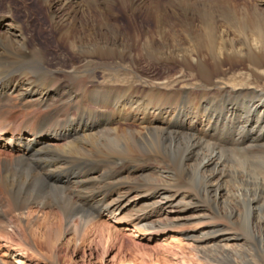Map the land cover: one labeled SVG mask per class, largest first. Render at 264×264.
I'll return each instance as SVG.
<instances>
[{
	"label": "bare ground",
	"instance_id": "1",
	"mask_svg": "<svg viewBox=\"0 0 264 264\" xmlns=\"http://www.w3.org/2000/svg\"><path fill=\"white\" fill-rule=\"evenodd\" d=\"M35 1L44 3L47 7L49 6L48 12L50 13L51 24L64 36L66 43L74 54L81 57L92 55L116 57L119 55L123 60L129 55L134 65H138V58L132 50L134 49L133 45L116 41L118 37L116 28L119 29V27L115 22L111 23L107 17H104L99 26L96 25L100 34L103 32L102 34L106 36L107 41L101 42V39L97 38L100 34L95 33L92 36L87 32L84 28L86 24H82L81 30L75 29L76 31L73 32L75 25L71 24L70 21L75 22L76 15L67 14L60 18L58 14L60 9L66 8L69 3L77 4L80 1ZM123 1L124 5L127 4L130 7L133 5L136 7L138 1L140 7L142 3L144 5L147 2L144 0ZM189 1L184 0L185 3H189ZM91 2L94 4L89 3V0H84V5H93L97 12L100 11V17L106 14V7L104 9L100 4L104 2L105 5H109V0H93ZM149 2L150 4H147L148 6L146 5L147 7L144 8L148 12L156 10L161 14L156 23V28L161 36V43L156 45L150 36L146 37L141 49L142 57L150 65H153L156 61L166 63L176 59L180 67V72H178L180 74L177 76L167 75L161 79L147 81L150 88L144 96L143 94L132 95L131 92L139 89L131 87L128 88L130 90L125 91L123 100L119 98L114 102L115 99L112 96L113 104L110 102L109 104H111L117 116L112 119L110 114V119L107 118L109 121L106 119L108 121L106 129L103 130L101 129L103 128L101 122L99 123L97 119H95L96 121L86 120L84 116L89 110H86L84 102H90L92 106H95L94 108L101 109L106 107L105 102L110 100L107 94L111 92L115 94L118 91L104 85H94L92 88H88L85 81L80 79L78 82L73 83L76 90L74 87H70L64 81L65 78H61L59 75L64 72L66 79H71V73H68L70 71L61 68L53 69L46 65V54L39 42L31 40L25 35L22 29L23 26L15 21L10 10L0 12V25L5 28L4 31H0V194H3L2 197L0 196V231L3 232L1 235L7 244L4 246L7 252L6 255H14V258L20 260L19 262L17 260L5 261L2 258L4 256H2L0 257V264H37V261L41 262L42 260L56 263L59 248L54 247L49 255H44L39 248L40 244L37 245V243L29 241L27 236V229L29 228L37 227L43 232L83 234L91 229L92 225L99 222V220L95 221L90 216L91 214L84 212L82 207L80 208L81 204L79 206L78 203L72 201L68 196L70 194L67 195L68 191L65 193L61 189V185L57 186L59 184L53 178L56 177V172L62 162L66 164L69 163V159L75 158L72 157L73 154L83 156L102 154L105 157L104 160L108 165L103 164L100 166V163H97L99 167L93 168L91 166L94 170H86L88 173L86 171L82 173L85 176L81 179L69 178L67 175L66 179H64L65 177L56 178L57 181H62L63 184L68 185L72 180L73 183L78 180L77 183L83 185L88 181L97 180L98 177L93 174L100 172L101 177L98 175L100 178H103V174H105L106 177L104 178L108 181L103 179L97 184L93 198L98 196L99 199L96 201L94 199L92 202L99 205L97 208L101 206V213L110 218H116L124 208L133 207L130 198L135 192L137 197L151 199L150 207L154 206L150 211L144 213V216L137 218L139 223L152 233L162 228H172L182 222L191 225L192 228L196 227L192 232H187L185 236L187 239L196 240L198 251L203 254L206 264H264V225H262L264 215L261 216L257 213V205H255L261 200L264 201V167L249 171L245 170L240 174L237 173L238 176L233 181V171L229 170L223 158V153H227L226 160L228 161L229 153L240 154L239 152L254 149L260 145L264 147V142H261L260 145L237 147L238 149L218 150L214 145L201 140L200 137L197 138L192 134L182 132L184 128L201 134L211 132L210 124L214 125L213 123L219 119H209V116L212 118L213 113L211 112L209 115L210 109L208 111L205 104L199 102L196 107L190 105L189 110L184 111V114L190 116V119H183L182 116L176 115V112L171 113L172 106L170 110L167 101L164 100L165 96L170 93L173 94L176 83L183 81L181 79L183 78L184 67L195 69L202 82L211 83L214 77L221 76L226 65L231 67L241 65L240 71L229 77L222 88L226 93L236 95L248 96L253 94V101L241 99L238 106H244L250 112L254 111L259 117H263L264 9L258 5L246 6L243 7L244 10L237 13L230 11L234 9V4H231L229 0H216L217 3H222L217 10L210 12L185 11L187 21L183 24L184 28H182L188 38V46L183 49V46L171 47L172 45L170 46L165 41L164 34L172 30V28H169L171 25L168 27L167 21L164 19L166 17L168 20V17L162 14L157 0H149ZM82 14H85L84 11ZM196 17L199 18L198 24L194 23ZM218 18L232 24L230 26L232 34L230 30L221 33L218 31ZM65 20L68 27L64 30ZM101 26L111 28V37L108 38L109 34L103 31ZM108 31L110 30L108 29ZM20 61L28 62V68L31 70L23 71L26 77L25 79L22 77L23 80L15 77L16 74L22 72H18L15 67ZM75 68V66H72L71 71ZM191 86L188 82L183 85L184 88ZM18 92L17 103L29 106L24 114L26 116L30 115V118L22 121L17 120V122L10 121L11 123L2 122L5 120L2 119L5 111H3L2 106L6 105L8 97L14 96ZM51 98H54L55 102H50ZM13 103L14 101L12 105ZM69 109H76L78 118H72L70 113L67 112ZM126 109H128L127 112H125ZM229 110L233 111V108ZM96 113L101 114L103 112L96 111ZM10 114H13L12 110ZM89 114L91 116V113ZM187 115L184 117L186 118ZM55 116L58 119H52L53 117L56 118ZM60 116H62V119H60ZM127 117H130V119H127ZM118 122L120 123L118 124ZM239 123H241L240 127L238 126L239 131L234 135L238 137L237 140H234L238 144L244 145L246 136H249L245 135L248 130L247 121L244 120V123L242 121ZM118 125H122L124 128L116 127ZM10 126L12 128H9ZM110 135L114 137L110 138ZM49 139H54V141L50 142ZM97 140H103L100 147L95 146L98 143ZM119 141H122V143H119ZM110 144L112 147L117 146L126 149L128 152L125 154L103 152L101 146H110ZM79 157L82 159L81 156ZM261 160L264 162V159ZM83 161L85 160L83 159ZM151 162L157 165L152 167L151 171L161 177L162 184L154 183L158 177H154L153 174L148 175L150 171L147 165ZM87 164H90V162ZM61 165L63 166V164ZM104 165L107 166L108 171L105 170L106 172L102 174L99 168ZM171 168L175 169L176 172L171 173ZM16 169L27 173L25 174L28 179L24 177L22 185L20 182L19 184L16 182L17 185L9 183L8 177ZM76 173L75 171L73 175ZM192 176L203 179L201 190H203L204 197L214 205L216 216L229 217L231 226L229 223L226 225L213 223L206 224L199 229L200 224L210 217L209 213L202 207H200L201 209L197 208L199 210H193V212H189L185 207L183 216H173L175 218L170 219L167 223L150 220L152 216H156L154 210L157 212L163 206L174 205L173 202L177 199V195L179 196L177 192L180 189V181H183V179L191 180ZM228 178L233 181L236 189L233 193L236 200L243 202V206L240 208L231 206V202L226 200L231 195L224 186ZM230 180L228 181L230 182ZM50 181L51 184H49ZM148 181H152V184H148ZM53 182H56L57 185L55 183L52 185ZM175 182H180V184L175 185ZM39 185L61 190L65 196L64 200H54L50 195L43 194L41 190H36ZM85 187L86 185L83 188ZM91 193L93 194V192ZM80 197V202H78H86V204L91 198L87 195ZM239 220L245 232L243 236L237 231L235 232ZM40 223H44V226L46 223H49V225L40 228ZM95 226L97 227V224ZM29 250L34 255H32V258L28 256L30 254ZM116 257L114 256V258ZM26 261L30 262L27 263Z\"/></svg>",
	"mask_w": 264,
	"mask_h": 264
},
{
	"label": "rangeland",
	"instance_id": "2",
	"mask_svg": "<svg viewBox=\"0 0 264 264\" xmlns=\"http://www.w3.org/2000/svg\"><path fill=\"white\" fill-rule=\"evenodd\" d=\"M78 1L80 2L77 4L69 3V5L66 6V8L60 9L58 13L60 18L66 16L67 14L76 15L77 16L76 21L75 22H73V20L70 21L71 24L73 23L75 25V27L72 25L74 27L73 32H75L76 30H81L82 24L83 25L86 24L84 28L92 36H94L95 33L100 34V31L97 29L96 25L99 26L101 21H103L104 17H107L109 21H111V23L115 22L116 25L119 27V29L116 28V30L118 31L117 32L118 37L116 41H122L126 44L133 45L134 49L132 50L136 53V58H138L137 59L138 65H136L138 68L134 65L129 55H127L126 58L123 60L119 57V55H117L116 57L102 56V55L81 57L77 54H74L72 50L69 48L68 44L66 43V39L64 38V36H62V34L59 31H57L55 27L51 24L50 13L48 12L49 6L47 7L44 3L35 0H0V12L10 10L15 18V21L23 26L22 29L24 30L25 35L31 40H37V42H39V45L43 48L46 54V63H47L46 65H48L53 69L61 68L66 71H70L68 73H71V79L70 78L66 79V74L64 72L59 74L61 78L62 77L65 78L64 81H66V83L70 87L73 88L74 87L73 83L78 82V80L80 79L85 81V84L88 88H92L94 85H104L110 89H114L118 91L117 93L115 92V94L114 93L112 94V92L110 94H107V97L108 99L110 98V100L106 99L107 100V101L105 100L106 107H103L101 109L94 108L95 106H92V103L90 102H84L86 110H89L86 113L87 117L84 116L86 120L94 121L95 119H97L99 123L101 122L103 127L101 129L103 130L106 129V125L109 121L107 118L111 116L110 118L115 119V117L117 116V114L114 113L111 106V104H113L112 96L115 99L114 102L119 98L121 100L124 97L125 91L130 90L128 89L129 87L133 89L135 88L139 89L138 91L131 92L132 95L138 96L143 94L144 96V94H146V92H148L150 88V86H148L147 81L153 79H161L167 75L177 76L180 74L178 73L180 72L179 71L180 67L178 66V62L176 61V59H173L172 61L170 60L169 62L166 63L156 61L155 63H153V65H150L149 62L142 57L143 54H141L142 53L141 49L146 37L150 36L151 39L154 40L156 45H159L161 43V36L160 33L158 32V29L156 28V23L158 22L161 14L156 10L148 12L145 9L150 4L149 0H144L147 2L144 5L142 3L143 6L141 5V7L140 5H138L139 1L137 2L136 7H134V5L131 7L127 4L124 5L123 0L121 1L109 0L110 2L109 5H105L104 2H102L100 6L103 7L104 9L106 7L105 9L106 14L102 17L99 16L100 11L97 12L96 9L93 7V5L86 6L84 5V0L83 1L78 0ZM91 1L93 0H89V3L94 4ZM229 2H231V4H234V9L230 10L232 12L239 13L245 9L243 7L246 6L253 7L256 5L264 9V0H229ZM157 4H159L162 14L168 17V20L166 17L164 18L167 21L166 24L168 25V27L169 25H171L169 28H172L171 31L169 30L168 33L164 34L165 41H167L170 46L172 45L171 47L183 46V49L184 47L188 46L187 43L188 38L186 37V34L183 32V28H184L183 24L187 21L185 17V13H186L185 11L199 10L201 12L203 11L210 12L217 10V8H220L221 7L220 5H222V3H217L216 0H190L189 3H185L184 0L183 1L157 0ZM82 9L85 14H82L83 13ZM217 20H218L217 27L220 33L232 29L230 27L232 25L231 23L229 24V22H227L222 18H218ZM194 23L197 24L199 23L198 17H196ZM64 24H66V26L64 27L65 30L68 27L67 25L68 23L66 22V20L64 21ZM101 27L103 31L109 34L108 38L111 37L112 34L111 28L109 27L106 28L103 26ZM108 29L110 31H108ZM4 30L5 28L3 27V25H0V31H4ZM102 33L98 35L97 38L98 39L100 38L101 42L107 41L105 39L106 36H104ZM72 66L76 67L75 70L73 71H71ZM15 67L18 70V72L22 71L19 74L15 75V77H18L20 80L26 78L23 71H31L28 68L29 67L28 62L20 61L18 62V64L15 65ZM241 68H242L241 65H235L234 67L226 65L224 67L225 69L224 72L221 73V76L214 77L211 83L202 82L200 78L197 76L195 69L188 67L183 68V78L181 79L183 81L176 83V85L174 86L175 88L174 91L176 93L173 91V94L170 93L164 97V100L167 101V105H169L168 108H170V110H171V106L173 108L171 113L176 112L175 114L182 116L183 119H190V116L188 117L187 114H184V111H188L189 110L188 107L190 105L196 107L199 104V102H202L203 104L206 105L207 110L210 109V111L208 110L209 115L211 112L213 113L212 118L209 116V119H219L217 122L213 123L214 125H212V123L210 124L209 128L211 132L209 133L206 134L196 133L194 131H189L185 128L182 129L183 133H187L190 135L192 134L197 138L200 137L201 140L205 142L207 141L208 143L214 145L218 150L221 149L229 150L231 148L238 149L237 147L254 145V144L260 145L261 142L262 143L264 142V137H263L264 116L259 117L258 114H256L254 111L250 112L249 110L246 109V107L238 106V104L241 103V99H245V100L248 99L249 101H253L252 100L253 94H250L248 96L236 95L234 93L232 94L226 93L222 88L223 85H225L227 79L237 74V72H239ZM30 77H32V75H30ZM185 82L190 83L193 87L191 86L189 88H184L183 85L185 84ZM74 89L76 90L75 87ZM18 94L19 92L16 93L14 96L11 95L10 97H8L7 100L10 101L9 102L7 101L6 105L2 106L3 111L5 110L3 113V117L6 115L4 118L2 117V119H5L2 122H10V121L17 122V120L22 121L30 118V115L26 116V114H24V112H27L29 106L24 104L19 105L17 103L16 98H18ZM176 98L177 100H175ZM51 99L50 102L51 101L55 102L54 98ZM11 100L12 102L14 101L13 105ZM109 102L111 104H109ZM186 106H187V110H186ZM230 108H233V111H230L229 110ZM20 109L22 110L25 109L26 111L25 110L22 111ZM11 110L13 111V114H10ZM69 111L67 112L68 114L70 113V116L72 118H78V113L76 109H72V110L69 109ZM96 111H102L103 113L97 114ZM127 111L128 109L125 110V112ZM22 112L24 115L22 114ZM89 113H91V116ZM185 115H187L186 118L184 117ZM70 116L68 115V117ZM55 117L56 118L53 117L52 119H58L57 116ZM60 119H62V116H60ZM100 119H102L103 122ZM127 119H130V117H127ZM244 120L247 121V128H248L246 134L245 133L244 134L249 136H246V142L243 145L235 142L238 136L235 137L234 135H236L239 131L238 126L240 127L241 125V123L239 122L242 121L244 123ZM119 123L120 122H118V124ZM116 127L124 128L122 125L120 126L118 125ZM9 128H12V126H10ZM113 137H114L113 135H110V138ZM48 141L53 142L54 139H49ZM102 141L103 140L100 141L97 140L96 142L98 143L95 146L100 147V143ZM119 143H122V141H119ZM101 149L103 150V152L106 153L118 152L119 154H125L128 152L126 151V149L117 146L112 147L111 144L110 146L108 145H105V147L101 146ZM249 150H244L243 152H239L240 154L229 153L228 161L226 160L228 156L227 153H223V158L225 159L226 166H228L230 171H233L232 172L234 175L233 181L235 180V177L238 176V174L243 173V171L245 170L249 171L264 167V162L263 160H261L264 159V155H263L264 147L260 145L255 147L254 149H249ZM79 156H81L82 159ZM72 157L75 158L69 159V163L65 164V162H62L61 164H63V166L60 164V167L56 172V177H53L56 180L57 184L59 185H57L56 182H53L52 185H54V183L57 186L61 185L60 187L62 190H64L65 193L68 191L67 195L70 194L68 196L72 201H75L76 204L78 203L77 205L79 206L81 204L80 208L82 207L84 212L88 213L89 215L91 214L90 216L95 221L99 220V222L96 223L97 227L95 226L96 224L92 225V227H90L91 229H89L86 233L83 234H76L74 232H69L67 234L55 233L51 231L43 232L37 229V227H33L34 229L33 228L27 229V234H28L27 236L29 241L35 242L37 243V245L40 244L39 248L44 253V255L45 254L49 255L51 253V250L54 247H57L59 248L58 260L56 261L57 264H206V261L203 258V254L198 251L196 240L187 239L185 236L187 232H192V230L196 227L192 228L191 225L183 224L182 222L181 224H177L172 228H168V229L162 228L161 230H157L156 232L152 233L148 231L141 223H139L137 218L144 216V213L150 211L154 207V206L150 207L152 201L151 199H148L146 197H137L135 196V192H133L134 194H132L130 198L133 207L124 208L122 213L119 214L116 218H110L109 216L101 213V206L97 208V206L99 205L96 202L94 203L92 202L94 199L95 201L99 199L98 196H97L98 198L97 197L93 198L95 187L97 186V184H99L100 181H102L103 179L104 181H108V179L104 178L106 177L104 176L105 174H103L104 172L108 171L107 166H105L108 165L104 160L105 157L102 154H94V155L91 154L84 156L79 154H73ZM83 159L85 161H83ZM97 160L99 161L97 162ZM73 161H75L74 162L75 164L73 163ZM84 162L85 163L90 162V164L87 163L85 164ZM72 163L76 166H74ZM97 163H100V166L105 164L104 166L99 168L100 171H102L103 178H100L101 177L100 172L93 174L96 175V177L98 178L97 180L94 179L95 181L92 180L91 181L93 182L92 184L90 181H88V183L86 182V184L81 185L77 183L78 180L77 181L75 180L74 183L72 180L71 181L72 183L69 182V184L71 185L70 187L69 184L67 185V184H63L62 181H57L58 177H65L64 179H66L67 176L69 178L74 177V179L77 178L81 179L82 177L85 176V174L82 173H84L86 170L87 171L94 170L93 168L99 167L98 166L99 164ZM84 164L85 166H83ZM80 166L82 167V169ZM156 166L157 165L153 162L147 165V167H149L148 170L150 171L148 175L151 176L153 174L154 177H158V179L154 181V183L162 184L163 181L161 180V177H159L156 173L151 171L153 169L152 167H156ZM77 167L79 168L78 170ZM189 168L191 169V167ZM18 169L21 171L20 168ZM18 169L13 171L12 175L8 177L9 183H14L15 185H17L16 182H18V184L20 182V184L22 185L24 183L23 179L25 178L28 179V176L26 175L27 173L24 172L23 170L22 172H20ZM60 169L61 170L64 169V170L61 171ZM74 170L77 172L75 175H73L75 172ZM87 171L86 173H88ZM170 171L171 173L176 172V170L173 168H171ZM98 175H100V177ZM228 180L230 179L228 178ZM228 180L224 184V186L229 190V193L231 195H229L230 197L227 198L226 200L228 202H231V206H236L240 208L243 206V202L236 200L235 198L236 196L233 194L236 191L233 181L230 180L229 182ZM180 182L181 185H179ZM180 182H175L176 183L175 185L179 183L178 185L180 186V189H178L177 192L179 193V196L177 195V199L173 202L174 205L169 204L168 206H163V208L157 212L156 210H154L156 216L155 215L152 216L150 218L151 221L167 223L170 219L175 218L173 216H183V212H184L183 209L185 207L186 209H188L189 212H193V210H199L201 209L200 207H202L207 213H209L210 217L200 224L199 229L203 228L206 224L214 223V224L226 225L227 223L230 222L229 217H220L218 215L216 216V213L214 211V205L211 204V202L206 197H204L202 193L203 191L201 190L203 187L202 178L192 176L191 180L183 179V181ZM147 183L152 184V181H148ZM49 184H51V181L49 182ZM85 185L86 187L83 188ZM66 188L68 189L66 190ZM36 190L38 191L41 190L43 194L50 195L51 197H53L54 200H64L65 197L64 193L61 190L50 188L48 186L39 185V187ZM69 190L71 191L69 192ZM91 192H93V194ZM82 195H87V197L89 198L91 196L90 201L87 202V204L86 202L79 203L81 199L80 196ZM0 196L2 197L3 194H0ZM255 205L257 206L260 205L262 207L261 209L260 206L258 207L256 206V211L261 216L264 215V201L261 200L260 202L255 203ZM94 207L96 208L93 209ZM258 210L260 211L258 212ZM92 215H94L96 218ZM262 220H263L262 225H264V219ZM238 222L239 225L237 224L235 232L237 231L239 234H242L241 236H243L245 234L244 229L241 226V221L239 220ZM47 225H49V223L48 224L46 223L45 226ZM229 225L231 226V223H229ZM43 226L44 223L40 225V228H42ZM1 233L3 232L0 231V247H1L0 257L4 256L2 258H4L5 261L17 260L19 262L20 260L14 258V255L11 254L10 256L8 254L6 255L7 252L5 251L4 246L7 244L4 242V238L2 237ZM29 252L30 254L28 256L29 258H32L34 256L32 254V251L29 250ZM114 256L117 257L114 258ZM34 261L37 260L35 259ZM26 262L29 263L30 261H26ZM44 262L45 261L43 260L41 262L37 261V264H56L54 262L53 263H50L48 261L45 263Z\"/></svg>",
	"mask_w": 264,
	"mask_h": 264
}]
</instances>
